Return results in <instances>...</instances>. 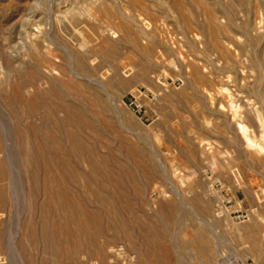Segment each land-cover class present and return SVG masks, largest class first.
<instances>
[{"label":"rangeland","instance_id":"374dc122","mask_svg":"<svg viewBox=\"0 0 264 264\" xmlns=\"http://www.w3.org/2000/svg\"><path fill=\"white\" fill-rule=\"evenodd\" d=\"M263 36L264 0H0V264H264ZM64 103L99 173L35 151Z\"/></svg>","mask_w":264,"mask_h":264},{"label":"bare ground","instance_id":"6f19581e","mask_svg":"<svg viewBox=\"0 0 264 264\" xmlns=\"http://www.w3.org/2000/svg\"><path fill=\"white\" fill-rule=\"evenodd\" d=\"M12 1H14V0H12ZM49 1V0H48ZM11 2V1H10ZM15 4V3H14ZM13 5V4H12ZM65 8V7H64ZM32 9V8H31ZM19 12V11H18ZM59 13V12H58ZM28 14V13H27ZM18 15V14H17ZM24 16V15H23ZM26 16V15H25ZM51 16V15H50ZM21 17V16H20ZM22 18V17H21ZM30 18V17H29ZM232 18V17H231ZM23 20V22H24V19H20V21H22ZM32 20V19H31ZM229 20V19H228ZM234 20V19H233ZM26 23V22H25ZM32 23H34V22H32ZM20 24V23H19ZM27 24V23H26ZM28 26H30L29 24H27ZM24 26V25H23ZM238 27V26H237ZM22 29V28H21ZM35 35V34H34ZM29 36V35H28ZM47 36V35H46ZM264 37V36H263ZM50 39V38H49ZM51 41V40H50ZM32 42H34V41H32ZM52 44V43H51ZM33 46V45H32ZM34 50V49H33ZM36 51V50H35ZM38 51V50H37ZM55 54L51 51V49H50V46H48V47H45L44 49H41L40 48V51H39V53L36 55V57H35V60H36V63H37V65H38V67H39V69H41V68H45V66H47L46 64H47V62L50 60V58L51 57H55L54 56ZM49 57V58H48ZM48 59V60H47ZM50 62V61H49ZM48 62V63H49ZM59 62H60V60H59ZM53 63H55V62H53ZM57 63V62H56ZM63 63V62H62ZM75 64V63H74ZM50 65L53 67V65L51 64V62H50ZM56 65V64H55ZM72 65V64H71ZM49 66V65H48ZM58 66H59V64H58ZM43 68V69H44ZM50 68V67H49ZM53 68H55V67H53ZM57 68V67H56ZM35 69H36V67H35ZM47 71H48V68H45ZM52 69V68H51ZM75 69V68H74ZM42 70V69H41ZM54 70V69H53ZM58 70V69H57ZM36 71V70H35ZM39 72V71H38ZM45 72V71H44ZM54 72V71H53ZM56 72V71H55ZM75 72H76V70H75ZM75 72H73V73H75ZM47 74H50V73H48V72H46ZM69 73V72H68ZM78 73V72H77ZM1 74V73H0ZM42 74H44V73H42ZM76 74V73H75ZM38 75V74H37ZM45 75V74H44ZM51 75H52V73H51ZM45 77H47V75H45ZM48 78V77H47ZM58 78H60V77H58ZM44 80V79H43ZM42 80V81H43ZM93 80H95V79H93ZM35 81H37V80H35ZM39 81L40 80H38V86L40 85V83H39ZM55 81V80H54ZM97 83H100V81H97V80H95ZM34 83V82H33ZM49 85V84H48ZM37 87V86H36ZM53 88V87H52ZM51 88V89H52ZM41 90V89H40ZM55 90V89H54ZM39 91V90H38ZM58 91V90H57ZM43 92V91H42ZM59 92V91H58ZM37 93V92H36ZM41 93V92H40ZM43 94V96L45 97V95L47 94V92H43L42 93ZM40 97H42V95H40ZM67 103V102H66ZM61 104V103H60ZM59 106V105H58ZM57 105H56V107L57 108H54V110L51 112V111H49V114H47L46 116H45V119L43 120V121H40V123H41V125L42 126H40L39 128H40V130L42 131V130H45V131H43L46 135H47V139L44 141V142H42V143H44V144H42V143H40V144H42V146L40 145V144H38L36 147H35V151H37V152H48V154L49 155H52L53 157H55L56 158V160H59V158H61V157H63V156H67L68 154H69V149H68V147H66V145H63V143L61 142L62 140H66V141H72V142H76V143H73V146H75V148H76V151L78 152V155H80V157H82L83 159L85 158V160L86 161H88L89 162V164L92 166V169H93V171L94 172H98L99 173V170L95 167V164H94V162L93 161H91L90 159H89V155L88 156H85L87 153H86V150H88V149H86L87 148V146L86 145H84V144H82V143H80L79 142V139H78V135H77V133H73V132H71V133H69V131H68V133H65V132H67V130L64 132V134H63V136H56L55 134H53V132H54V129L55 128H58L57 130H61V128L62 129H64V127H65V125L66 124H68V122H69V117H70V115L72 116H76V117H78L79 118V120L82 122V119H83V122L85 123V121H84V117H83V115H82V113H81V111L80 110H78L76 107H74L73 105H68V104H63V105H61V107H58ZM65 113V117H63V118H59V119H56V114L57 115H59L60 113ZM235 115L236 114H234L233 115V118L235 117ZM73 119V118H72ZM42 120V119H41ZM78 122V121H77ZM79 123V122H78ZM61 126V127H60ZM239 128H240V133L242 134V136H243V138H244V140L246 141V143H247V145L249 146V147H256V149L258 148L259 149V151L260 152H263V150H262V147L260 146V144H259V142L258 141H252L251 139H250V137H249V135L247 134V128L245 127V126H243V125H239ZM15 132V131H14ZM40 135V134H39ZM264 137V136H263ZM41 138H43V137H41ZM40 139V138H39ZM43 139H45V138H43ZM34 141V140H33ZM30 143V142H29ZM31 150L32 151V149H31V147H28V149L27 150ZM150 150V149H149ZM5 152V151H4ZM42 152V154H44ZM35 154V153H34ZM75 155V154H74ZM24 156V155H23ZM84 156V157H83ZM43 158V157H42ZM44 158H45V156H44ZM54 158V159H55ZM49 159V158H48ZM31 160V159H30ZM45 161V160H44ZM33 162V161H32ZM46 162V161H45ZM47 163V162H46ZM61 163V165H62V163H64L63 161H59V164ZM28 164V163H27ZM37 165V164H36ZM48 165H49V163H48ZM47 165V166H48ZM51 165V164H50ZM38 166V165H37ZM32 173V172H31ZM50 173V172H49ZM35 174V173H34ZM100 177V176H99ZM167 177V176H166ZM50 179V178H49ZM102 181V180H101ZM100 181V182H101ZM103 184V183H102ZM68 185V184H67ZM4 186V185H3ZM2 186V187H3ZM7 186V185H6ZM172 186V185H171ZM2 187H1V189H2ZM104 188V187H103ZM158 188V187H157ZM161 189H163V188H161ZM177 189H179V188H177ZM155 190V189H154ZM4 191V190H3ZM171 191H172V188H171ZM153 192V191H152ZM95 193H96V191H95ZM56 194V196L57 197H64V196H66L67 194H66V191L64 190V191H58L57 193H55ZM93 194V193H92ZM97 194V199L98 200H100L99 202L101 203V201H105V197H103V196H100V194H98V193H96ZM3 196H4V194H3V192H2V190H0V202L2 203L4 200H3ZM8 196V195H7ZM67 196H69V195H67ZM66 196V197H67ZM14 197V196H13ZM145 197V196H144ZM7 199V198H6ZM64 199H65V201L63 202V207L65 208V215H66V217L65 218H69V220L70 219H76V216L79 218V221L78 222H80V224L82 225V227H83V230L85 231V232H88V235L90 236V248H91V250L92 251H98V249L100 248V245L97 243V241H96V232L94 233V231L93 232H89V229H88V227H89V220L93 217V218H96L97 217V215H96V212H91V213H88L89 211H87V210H85V209H81V208H78L77 206H75L69 199H67V198H65L64 197ZM151 199V198H150ZM149 199V200H150ZM179 199H181V198H179ZM63 200V199H62ZM153 200V199H152ZM112 201V200H111ZM181 202V201H180ZM145 208V207H144ZM28 210V209H27ZM138 213V212H137ZM123 217V216H122ZM92 218V219H93ZM73 221V220H72ZM95 221V220H94ZM93 220H92V222H94ZM121 221V220H120ZM73 222H75V221H73ZM76 223V222H75ZM86 234V233H85ZM89 239V238H88ZM122 241V240H121ZM87 242V241H86ZM86 244V243H85ZM127 245V244H126ZM102 247V246H101ZM128 247V246H127ZM102 249V248H101ZM112 250V249H111ZM84 251V250H83ZM102 251V250H101ZM104 251V250H103ZM108 251V250H107ZM49 254V253H48ZM75 254V253H74ZM99 256V255H98ZM107 257V256H106ZM208 258V257H207ZM221 258H222V256H221ZM100 259V258H99ZM209 259V258H208ZM215 259V258H214ZM80 260V259H79ZM85 260V259H84ZM205 261V260H204ZM210 261V260H209ZM213 261V260H212ZM225 261V263H223V264H246V262L245 261H243L241 258H239V257H233V256H229L226 260H224ZM111 262V261H110ZM208 263V262H207Z\"/></svg>","mask_w":264,"mask_h":264},{"label":"built area","instance_id":"2783aa9c","mask_svg":"<svg viewBox=\"0 0 264 264\" xmlns=\"http://www.w3.org/2000/svg\"><path fill=\"white\" fill-rule=\"evenodd\" d=\"M159 97L157 94L150 92L149 90H140L135 94L134 100L131 102L132 108L139 114L145 115L147 112L148 103H156ZM143 113V114H142Z\"/></svg>","mask_w":264,"mask_h":264}]
</instances>
